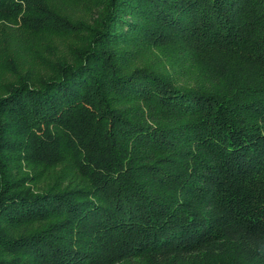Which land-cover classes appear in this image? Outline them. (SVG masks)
<instances>
[{"label": "trees", "instance_id": "trees-1", "mask_svg": "<svg viewBox=\"0 0 264 264\" xmlns=\"http://www.w3.org/2000/svg\"><path fill=\"white\" fill-rule=\"evenodd\" d=\"M59 3L0 0L80 37L0 83V264H264V0Z\"/></svg>", "mask_w": 264, "mask_h": 264}, {"label": "rangeland", "instance_id": "rangeland-1", "mask_svg": "<svg viewBox=\"0 0 264 264\" xmlns=\"http://www.w3.org/2000/svg\"><path fill=\"white\" fill-rule=\"evenodd\" d=\"M75 15H82L91 7L92 0H59ZM59 3V5H60ZM55 7V6H54ZM18 24H2L0 26V83L14 80L15 72L32 73L36 80L48 77L54 69V64L69 56L74 47L80 43L77 34H57L49 30L38 32L32 26ZM5 29L8 40L4 42L1 30ZM12 57L13 61L8 58ZM145 59L154 58V53L141 56Z\"/></svg>", "mask_w": 264, "mask_h": 264}]
</instances>
